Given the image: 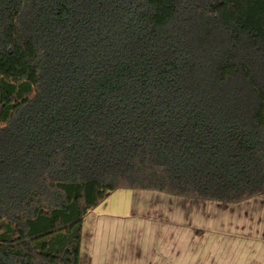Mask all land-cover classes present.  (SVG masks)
I'll list each match as a JSON object with an SVG mask.
<instances>
[{
  "label": "trees",
  "instance_id": "16d2710c",
  "mask_svg": "<svg viewBox=\"0 0 264 264\" xmlns=\"http://www.w3.org/2000/svg\"><path fill=\"white\" fill-rule=\"evenodd\" d=\"M120 188L264 196V0H0V264Z\"/></svg>",
  "mask_w": 264,
  "mask_h": 264
},
{
  "label": "crops",
  "instance_id": "0c3cea01",
  "mask_svg": "<svg viewBox=\"0 0 264 264\" xmlns=\"http://www.w3.org/2000/svg\"><path fill=\"white\" fill-rule=\"evenodd\" d=\"M80 264H264V196L117 189L83 219Z\"/></svg>",
  "mask_w": 264,
  "mask_h": 264
}]
</instances>
